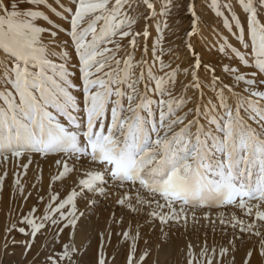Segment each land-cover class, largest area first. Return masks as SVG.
I'll return each mask as SVG.
<instances>
[{"label":"snow or ice","instance_id":"6c2138e0","mask_svg":"<svg viewBox=\"0 0 264 264\" xmlns=\"http://www.w3.org/2000/svg\"><path fill=\"white\" fill-rule=\"evenodd\" d=\"M209 2L232 40L218 34L219 60L188 44L189 59L173 67L164 59L174 51L163 48L164 33L180 9L191 13L189 28L196 23L188 0H0V157L29 154L20 165L26 174L31 154L55 156L57 169L47 202L38 191L19 224L5 229L6 253L13 232L25 237L11 239L25 258L43 235L46 243L29 264H84L77 232L90 244L85 221L115 195L133 218L147 209V226L164 237L158 249L168 245L172 225L187 229L189 214L195 223L197 210L231 207L237 211L220 224L238 228L241 241L246 234L260 238L239 264H264V0ZM180 73L190 79L174 94ZM190 89L198 95L188 97ZM85 163L92 167L81 173ZM73 173L81 174L64 185ZM56 182L63 192L53 190ZM14 183L13 199L32 197L19 178ZM111 221L117 222L114 212ZM112 223L97 232L93 264H108ZM143 226L133 231L130 221L117 233L132 242L127 264H147L151 256L145 240L136 258ZM235 240L220 249L222 258L232 252L231 264L240 252ZM187 248L186 264H199L193 245ZM208 252L205 245L199 255L213 264Z\"/></svg>","mask_w":264,"mask_h":264},{"label":"rangeland","instance_id":"374dc122","mask_svg":"<svg viewBox=\"0 0 264 264\" xmlns=\"http://www.w3.org/2000/svg\"><path fill=\"white\" fill-rule=\"evenodd\" d=\"M188 3L195 8L197 14L195 17L196 23L192 25L191 28H189V25L192 24L193 19L191 13L184 9H180L177 13L168 17V24L170 27L164 33L165 40L163 42V48L166 52L170 49L174 50L171 56L165 55L164 59L166 62L172 63L173 67H176L180 60L187 61L189 59L190 53L187 45L190 44L191 46H194L192 41L195 40V38L198 36V32L201 29L204 30V32H207V35L213 30L217 37L215 42L209 45V49L199 42L201 49H195V51L200 54L206 53L209 56H215L219 60V37H224V31H227V29L223 27L221 19L215 17L214 13L209 10V0H188ZM209 14L210 16L212 15L214 17L213 22L209 20ZM208 20L210 23H208ZM214 22H216V26ZM143 23V21H140L136 27H142ZM157 25L158 21L154 22L152 27L156 28ZM186 31H191L192 35H186ZM229 38L232 40L231 37ZM155 39L156 36L154 35L152 38L153 44H155ZM123 43L127 47V40H125ZM140 45H143V41H140L135 52L137 59H139L142 51V47ZM121 55H123V53H121ZM73 63H75V60ZM201 73L204 74L203 69H201ZM189 79L190 76L188 78L182 73L178 74L174 94H179L184 89V86L188 84ZM243 87L244 85L241 84L238 86L237 90L240 91ZM190 90L187 91V96L194 98L196 95V90ZM193 106L194 103H189L188 105V107ZM89 167L92 166L85 163L81 168V173ZM81 173H73L71 177L65 179L63 182L64 185H71L72 180L77 176V174L80 175ZM56 174L57 169L55 167L48 179L47 186L44 189H33L34 191L30 190L32 191V197L27 201L20 198L19 196L13 199L12 193L15 186L11 184L8 176L5 178L3 191L0 192V264H29V262L34 258L36 251L41 249L42 245L46 243L45 236H38L35 248L28 255V257L25 258V256L22 255V247L11 245L12 237H14L17 241H23L25 237L17 232H13L11 236L8 237L9 247L6 253L4 248L5 229L12 223L19 224V218L21 217V214H27L28 210L35 205L38 191H42V194L45 198V203L47 202L51 177ZM17 176V179L19 178L21 180L22 176H24L23 172L18 171ZM52 187L53 190L59 189L61 192H63V186L60 182H56V184H54ZM28 191L29 190H26L25 194H27ZM80 207L83 210V204H81ZM39 208V214H42L44 210V204H41ZM206 211L209 212V219H204V214ZM236 211L237 210H234L231 207L212 210H197L196 220L198 222L194 223L191 214H189L187 229L181 226L172 225L168 229V245L163 249H158L157 242L158 240H162L164 237L158 231L154 232L151 227L147 226L144 219V213L147 212V209H144L142 213L137 214L133 218L131 214L126 212L124 209L118 208V206L115 204V195H113L111 200H105L101 202L99 206L93 212H91L88 220L85 221L84 227L88 229L90 244L89 239L85 237L82 231L77 232L79 237L76 235V243L77 245H80L83 241V248L81 251L83 252L82 259L84 264H93L94 260L99 255L97 232L101 230H108V224L112 223L111 217L114 212L117 222L112 223L113 235L110 242L107 240L105 241V256L107 258L108 264H127V255L130 251V245L132 242H125L123 237L118 236L117 233L122 232V230H127L130 221L133 231H135L138 225H144L140 228L141 239L137 244L136 258H138L146 248L144 241L150 240L152 242L151 256L147 259V264H186L188 251L187 245L189 243L193 245V254L198 258L199 264H205V258L199 255L205 245L209 249L207 255L209 258L213 259V264H221V261L222 264H231L232 252L229 251L227 256L222 258L220 256V249L222 247H228V242L234 239V235L236 237V247L240 249V252L236 254V261L237 264H239L240 256L243 254L244 249L253 245L258 247L260 244V238L252 236L251 239H249V236L246 234L244 236V240L241 241L238 238L240 236L238 228L234 230L230 226L225 227L220 224L221 219H224L226 223L230 221L233 213ZM122 215L124 220L123 224H120L119 221ZM244 219L245 222H247V218ZM211 221H215V224H213ZM261 231H264V228H262ZM50 236L51 233H48V238H50ZM66 238L67 237L65 234V239ZM84 249H87V251H84ZM212 249H215L214 257L211 251Z\"/></svg>","mask_w":264,"mask_h":264},{"label":"bare ground","instance_id":"6f19581e","mask_svg":"<svg viewBox=\"0 0 264 264\" xmlns=\"http://www.w3.org/2000/svg\"><path fill=\"white\" fill-rule=\"evenodd\" d=\"M208 16L211 18L210 19L208 17L209 20L213 22L214 17L212 15L210 16V14ZM209 20H208V23H210ZM215 23L216 22H214V24ZM215 26H216V24H215ZM212 31L210 34L207 35V32H204V30L201 29L198 32V36L195 38L194 41H192L194 43V46H191V47L192 48L194 47L193 49H199L200 50L201 49V46L199 44V42H200L209 49L210 48L209 45L212 44L213 42H215L216 37H217L216 33L214 31L213 32ZM229 37H230V35H229L228 31H224V38H228L230 40ZM197 47H199V48H197ZM201 75H203V74L201 73ZM197 95H198V93L196 92L195 96H197ZM206 99H207V97H205V100ZM203 102L204 101H202V103ZM28 156H29V154L26 153L25 156L20 157L18 159H14V158L10 157L8 161H4L3 158L0 157V175L3 176L4 173L7 172V176L9 177L11 184L13 186H15L14 182L18 177L17 172L22 171L24 176H22L21 184L24 185L26 190L34 191L35 189H44L47 186V182H48V179L51 175V172H53V170L55 168V164H54L55 157H52V156L43 157L39 154H31L32 163L29 165V167L27 169V173L25 174V170L20 165H22L23 163H27ZM32 185H35V188H33ZM77 236L79 237L78 233H77Z\"/></svg>","mask_w":264,"mask_h":264}]
</instances>
